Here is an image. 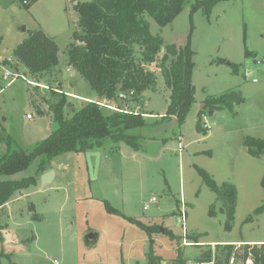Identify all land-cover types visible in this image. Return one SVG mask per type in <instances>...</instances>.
<instances>
[{"label": "rangeland", "instance_id": "rangeland-1", "mask_svg": "<svg viewBox=\"0 0 264 264\" xmlns=\"http://www.w3.org/2000/svg\"><path fill=\"white\" fill-rule=\"evenodd\" d=\"M85 1L0 0V155L7 147L28 151L52 132L49 103L57 102L52 90L63 92L75 108L95 99V91L65 55L73 32L79 30L76 5ZM196 1L187 0L164 26L146 17L150 33L159 34L163 42L155 63H143L153 73L155 88L137 99L110 102L123 112L152 113L143 115L144 127L128 130L141 136L138 146L109 137L100 147L57 154L44 162L54 171L48 185L39 179L40 158L22 173L1 177L31 176L34 181L0 203V264H148L150 254L155 263L174 264L177 251L187 263L211 243L264 242V209L255 213L264 201V153L254 157L244 145L247 136L264 138V0H221L207 12L192 10ZM32 31L53 38L58 61L39 76L8 83L2 79L3 61L10 59L11 67L25 73L12 52ZM167 46L192 52L193 101L181 123L166 117L170 91L158 64ZM138 52L134 47L133 56L141 62ZM230 89L240 96L233 111L207 110L208 127L203 126V114V130H198L204 99ZM64 112L72 115L71 108ZM198 167L218 186H235L229 228L221 202ZM151 196L156 201L143 210ZM104 202L116 213L107 212ZM181 205L184 231L178 222ZM13 225H18L16 241L5 245L3 233ZM91 230L99 237L87 248L82 237ZM183 239L201 246L183 245Z\"/></svg>", "mask_w": 264, "mask_h": 264}, {"label": "trees", "instance_id": "trees-1", "mask_svg": "<svg viewBox=\"0 0 264 264\" xmlns=\"http://www.w3.org/2000/svg\"><path fill=\"white\" fill-rule=\"evenodd\" d=\"M218 1L221 0H197L191 4V9L207 12ZM186 4L187 0H89L76 5L79 30L73 32V41L65 50L66 61L95 91L96 97L94 100H85L83 105L75 108L63 92L52 90L57 101L49 103L53 120L52 132L45 139L34 143L28 151L11 150L7 147L5 153L0 155V203L6 202L14 191L34 181L31 176L19 179L1 177L26 171L35 158H40L37 172H43L47 169L44 162L53 156L68 151L83 152L100 147L109 137L125 140L135 147L139 145L141 136L129 134L128 130L147 124L143 113H106L99 103L116 102L118 94L128 90L134 91L130 100L137 99L144 90L155 88L153 73L145 69L143 63H155L163 42L159 34L150 33L146 17H151L159 26H164L171 23ZM134 47L139 49L141 62L133 56ZM245 53L249 55L248 50ZM12 55L26 68L25 73L23 72L25 76H39L49 71L58 61L53 38L41 31H32L29 37L15 46ZM191 55L188 47L178 51L174 46H167L158 64L170 91L166 117H176L180 123L184 121L193 101L194 86L190 80L193 68ZM3 62L9 61L6 58ZM239 100V93L234 89L205 98L198 111L197 129L203 130L200 116L205 115L207 110L211 112L214 109H225L232 112ZM65 107L71 108L70 117L65 115ZM37 112L43 113L39 107ZM6 143L10 146L9 137ZM244 145L254 157L264 153V138L247 136ZM197 170L221 202V209L226 214L225 225L229 228L237 197L235 186L228 182L218 186L205 170L199 167ZM261 186L264 193V174ZM104 206L107 212L116 213L107 202H104ZM263 209L264 201L255 209V213H260ZM132 222L140 223L135 220ZM224 248L230 250L231 246ZM252 251L256 257L255 264H264V244L254 246ZM227 253L223 252L225 256ZM209 254V251L200 253L198 258H207ZM154 259L150 254L148 264H158ZM174 264H186V259L182 258L180 251H177Z\"/></svg>", "mask_w": 264, "mask_h": 264}, {"label": "built area", "instance_id": "built-area-1", "mask_svg": "<svg viewBox=\"0 0 264 264\" xmlns=\"http://www.w3.org/2000/svg\"><path fill=\"white\" fill-rule=\"evenodd\" d=\"M26 0H23V3H25ZM10 61V59H8ZM17 78L26 79V76L24 73H21L17 71L14 67H11L9 62L6 63L5 67H3V73H2V79L7 80L8 83L14 81ZM134 96L133 90H128L126 92H121L118 94V99L121 100H127L132 99ZM111 101H102L99 103V105L103 108H108L114 111H124L122 109L113 107L110 104ZM134 114L136 112H133ZM145 115V114H143ZM27 118H30V114H26ZM206 116L203 115V126L208 127L207 122L205 121ZM156 201L155 196H151L147 202H144L143 204V210H147L150 208V205ZM181 210L179 212L178 216V222L182 225V229L184 231V221H185V211L183 209V205H181ZM196 244L197 246H201L200 243H192L187 242L185 239H183V245H193ZM261 244H264V242L256 243L253 242L251 244H243V243H211L209 244L210 248L207 249H201L199 251L200 253L209 251V257L207 258H196L194 261L187 262L186 264H255L256 263V257L253 253L252 249L254 246H260ZM226 246H231L230 250H227V248H224ZM246 246V248H245ZM226 251L227 256L223 254V252ZM199 256V255H198Z\"/></svg>", "mask_w": 264, "mask_h": 264}, {"label": "water", "instance_id": "water-1", "mask_svg": "<svg viewBox=\"0 0 264 264\" xmlns=\"http://www.w3.org/2000/svg\"><path fill=\"white\" fill-rule=\"evenodd\" d=\"M53 177L54 171L52 169H47L39 176V179L42 185H48L51 183ZM159 229L162 230V227H159ZM98 237L99 233L97 231H88L82 237L83 243L87 248H91L96 245Z\"/></svg>", "mask_w": 264, "mask_h": 264}, {"label": "clouds", "instance_id": "clouds-1", "mask_svg": "<svg viewBox=\"0 0 264 264\" xmlns=\"http://www.w3.org/2000/svg\"><path fill=\"white\" fill-rule=\"evenodd\" d=\"M15 227H18V225H13L10 229L4 231L3 235L5 245H10L16 241Z\"/></svg>", "mask_w": 264, "mask_h": 264}, {"label": "crops", "instance_id": "crops-1", "mask_svg": "<svg viewBox=\"0 0 264 264\" xmlns=\"http://www.w3.org/2000/svg\"><path fill=\"white\" fill-rule=\"evenodd\" d=\"M85 100H86V101H89V100H94V99H90V98H88V99H85ZM41 111H42V110H41ZM144 113H147V112H144ZM42 114H44V113H42ZM147 114L151 115L152 113H147ZM147 114H145V115H147ZM43 172H44V171H43ZM43 172H42V173H43ZM42 173H40V175H41ZM40 175H39V176H40ZM195 243H199V242H196V241H195ZM200 251H201V249H200Z\"/></svg>", "mask_w": 264, "mask_h": 264}]
</instances>
